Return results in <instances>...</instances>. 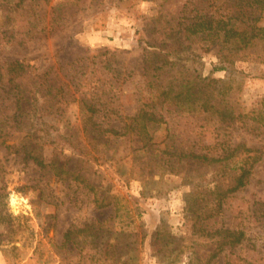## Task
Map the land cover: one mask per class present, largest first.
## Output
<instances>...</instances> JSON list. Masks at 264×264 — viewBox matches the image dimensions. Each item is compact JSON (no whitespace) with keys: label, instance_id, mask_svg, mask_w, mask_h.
I'll return each mask as SVG.
<instances>
[{"label":"rangeland","instance_id":"obj_1","mask_svg":"<svg viewBox=\"0 0 264 264\" xmlns=\"http://www.w3.org/2000/svg\"><path fill=\"white\" fill-rule=\"evenodd\" d=\"M188 1L0 0V63L22 60L24 75L46 72L64 94L52 109L28 107L17 125L14 97L0 80V141L31 136L63 170L40 169L0 144V264H264V45L224 70L215 68L217 49L205 50L208 41L189 39L185 53L169 55L174 69H154L158 53L178 48L168 29ZM196 73L230 81L216 101L245 125L159 102L161 85L179 91ZM82 99L97 103L104 124L120 126L145 104L164 118L150 141L97 136ZM221 139L263 151L249 183L223 202L214 196L213 166L181 162L171 170L158 162L166 146L206 151ZM102 197L112 204L97 208ZM199 225L243 229L245 238L213 256L217 235H202ZM74 227L85 230L63 243Z\"/></svg>","mask_w":264,"mask_h":264},{"label":"trees","instance_id":"obj_2","mask_svg":"<svg viewBox=\"0 0 264 264\" xmlns=\"http://www.w3.org/2000/svg\"><path fill=\"white\" fill-rule=\"evenodd\" d=\"M263 12L264 0L188 1L179 12L177 21L173 23L172 28L168 29L169 35L177 37L178 48L173 49L172 52L161 51L158 53V61L161 63L154 69L164 70L166 67H169L170 70L174 69L175 62L169 58V55L175 54L179 57L185 53L182 47L183 42L194 38L209 42L205 47L206 51L217 49L216 56L219 65L215 66L216 69L225 70L232 67L237 60L251 55L250 49L264 45V26L258 24L263 18ZM147 68H151V62L146 66ZM27 70L28 64L22 60L15 59L0 63V80L7 87V92L12 93L14 97L11 120L13 124L17 125L21 124L23 116L29 114L28 107L35 111L43 110V105L45 109H52L51 102L57 104L64 98L62 91L60 92L55 87V83L48 79L46 72L34 73L32 77L31 75L29 77L24 75ZM178 87L181 89L175 92L170 84L161 85L158 95L159 102L161 104L168 102L177 107L181 104H188V112L204 114L203 119L213 120L219 125L226 123L233 125L235 121L245 125L242 120L243 115H234L227 104L221 107L223 98L216 101L217 97H225L230 90L229 80L215 77L205 78L196 73L192 83H179ZM82 100H85L86 126H90V131L97 136L122 137L134 134L140 139L150 141L154 133V122H159L164 118L157 105L149 108L147 107L149 104H145L144 107L139 108L135 115L127 117V121L120 126L112 124V121L104 124V121L99 119L102 110L97 106V103L93 100ZM0 144L7 153L20 155L26 163L32 161L40 169H53L58 176L63 174V170L56 164L45 161L42 148L34 144L31 136L26 139L23 137L12 143L3 138ZM204 148L206 151L166 146L163 150L164 155L159 157L158 162H163L164 169L171 170L178 169L177 166L181 162L193 163L192 165L195 166L201 162L203 165L213 166L212 179L216 182L214 189L218 192L214 196L220 202H223L229 193L235 192L249 183L255 166L263 157V151L260 148L246 146L243 142L233 143L229 139L218 140ZM224 180L228 181L227 188H222ZM105 199L102 197L100 201L96 198V207L103 208L112 204L110 199L107 201ZM84 230L85 228L77 227L68 229L64 234L63 243L73 241L76 235ZM198 232L212 238L217 235L216 240L220 245L217 247L219 249L213 252V256L218 255V251L224 246L233 247L242 243L245 238V230L229 227L213 230L199 225ZM129 252L132 254V249ZM126 263L127 261L123 262V264Z\"/></svg>","mask_w":264,"mask_h":264},{"label":"crops","instance_id":"obj_3","mask_svg":"<svg viewBox=\"0 0 264 264\" xmlns=\"http://www.w3.org/2000/svg\"><path fill=\"white\" fill-rule=\"evenodd\" d=\"M174 264H186L184 261L179 262V263H174Z\"/></svg>","mask_w":264,"mask_h":264}]
</instances>
